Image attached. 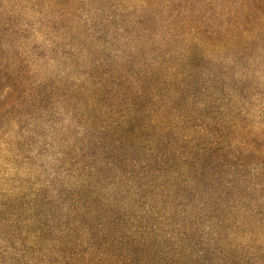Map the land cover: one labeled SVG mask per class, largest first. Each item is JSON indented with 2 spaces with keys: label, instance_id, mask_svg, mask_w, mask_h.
<instances>
[{
  "label": "trees",
  "instance_id": "trees-1",
  "mask_svg": "<svg viewBox=\"0 0 264 264\" xmlns=\"http://www.w3.org/2000/svg\"><path fill=\"white\" fill-rule=\"evenodd\" d=\"M15 1L0 117L51 116L56 164L12 187L0 264H264V133L223 83L264 49V0Z\"/></svg>",
  "mask_w": 264,
  "mask_h": 264
},
{
  "label": "rangeland",
  "instance_id": "rangeland-1",
  "mask_svg": "<svg viewBox=\"0 0 264 264\" xmlns=\"http://www.w3.org/2000/svg\"><path fill=\"white\" fill-rule=\"evenodd\" d=\"M15 2V0H0V8H3L7 3V5H12ZM224 4L225 7L228 6L226 5L228 3ZM16 20L31 23L30 19L22 16L17 17ZM17 21L14 22L16 27L19 25ZM24 26L28 29V27H32L33 25L29 26L26 24ZM31 29L29 33L25 31L27 32L25 33L27 34V41H41V34L34 33ZM256 35H258V39H261V42L264 41V30L260 29ZM251 49L256 50L257 47L253 44L251 45ZM239 50L240 46H237L234 51L238 57L243 58L239 61L241 64L236 67L233 66V71H230L231 73H228L226 81H223L226 89L225 92L229 95L228 99H226L234 105V112H238L241 119H245L255 130V133H264V49L259 52V56L257 53H252L249 57H242V53L238 52ZM203 64L206 66L205 63ZM56 66L62 67L63 65L62 63L46 65L47 70H52ZM219 67H225L228 70L232 65L225 61V63H220ZM50 117L49 115L40 116L39 113H35L34 118H31L32 120L20 122L21 126L26 123L37 125L36 133L30 131V127L27 128L30 132L28 135L27 132L24 135H20V127L17 124L9 126L5 117H0V237H3L5 233L6 219L9 211L7 200L9 199L12 187L21 185L23 187V189L20 188L19 190L21 191V195L27 192L28 189L34 190V183L36 181H45L48 175L49 177L53 176L52 167L56 164L53 160V149L49 146L43 152L39 148L40 142L48 134L50 126L48 119ZM54 118L58 119L59 117L54 116ZM66 122L65 124H67ZM7 129L9 137L8 134L6 135ZM8 138L14 142L11 151H9L6 145ZM258 138L256 145L264 147L263 137L258 136ZM27 147H30V150H27Z\"/></svg>",
  "mask_w": 264,
  "mask_h": 264
}]
</instances>
